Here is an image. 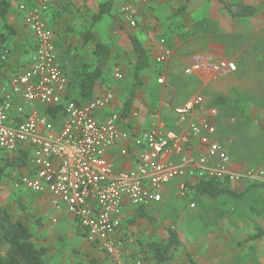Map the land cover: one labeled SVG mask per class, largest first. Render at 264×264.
<instances>
[{"label": "built area", "instance_id": "1", "mask_svg": "<svg viewBox=\"0 0 264 264\" xmlns=\"http://www.w3.org/2000/svg\"><path fill=\"white\" fill-rule=\"evenodd\" d=\"M50 3L41 0L27 13L25 24L36 40V52L24 71L10 75L0 85V151L13 155L29 150L32 157L17 184L20 188L49 194L51 205L57 210L66 208L87 240L115 264H145L142 259L127 261L121 256L125 241L117 235L128 207L159 204L162 188L175 180L185 181L180 186L183 192L186 182L196 185L211 179L230 185L264 183V166L232 169L216 126L190 118L202 107L201 96L175 108L180 130L157 122L137 135L123 130L120 113L112 109L116 96L111 90L84 105L65 102L69 79L59 64L56 37L46 21ZM21 9L27 10L24 5ZM131 24L135 26V22ZM8 55L0 53L2 61L8 62ZM169 56L170 51L164 49L157 62L162 64ZM237 70L234 61H212L198 54L191 58L185 74L207 72L227 77ZM114 77L123 78L118 67ZM61 105L64 115L55 125L47 109ZM192 140L199 144L197 154ZM126 141L139 151L137 165L116 172L108 153ZM129 152L123 149L120 154Z\"/></svg>", "mask_w": 264, "mask_h": 264}, {"label": "crops", "instance_id": "2", "mask_svg": "<svg viewBox=\"0 0 264 264\" xmlns=\"http://www.w3.org/2000/svg\"><path fill=\"white\" fill-rule=\"evenodd\" d=\"M9 1L12 4L10 22L14 25L15 29L19 30L23 25V22L20 21L18 23L17 20V12H21L19 10L20 5H24L27 9H30L41 0ZM80 1L87 5L96 2V8H92L95 15L98 5L107 0ZM58 2L61 4L60 8L58 7ZM65 3L66 0H57L55 2L52 0V4H55L54 12L62 15L65 8H72L71 5H69L70 7L68 6L70 3H67L65 8H63V4ZM71 3L72 5L73 3L76 4L74 1H71ZM121 4L127 5L126 8H129V11H124V8L121 10ZM181 7H185V9L176 17V13ZM79 8L77 9L80 11ZM94 15L86 16L85 18H89L86 20V23L91 22ZM255 19L234 20L223 11L222 4L214 0H115V8L111 15L105 16L94 29V35L98 43H108L104 41L105 36L102 32L110 34V36L114 34L113 39L118 37L116 41L118 39H125L127 41L125 46L118 49L117 53H115L117 58L112 59L110 68L114 72L115 68H119L120 66L122 74L125 69V73H133L136 57L129 34L137 37L146 51H148L151 60L150 68L142 74L144 85L138 92L133 109L127 119L122 118L123 130L137 135L150 129L157 122L163 124L168 129L180 130L182 125L178 122L175 108L184 105L196 96H201L204 100L202 107L193 113L190 118L198 121L208 120L216 126L217 137L223 142L231 157L232 169L242 170L245 167H253L237 163L236 158L230 153L229 143L227 138H224V131H227V133L231 131L236 125V120L229 118L231 113H227L224 110L223 107L228 105L230 100L224 101L223 98H232L231 89L237 84L240 85L245 77L244 74L250 70L251 65H247L246 59L252 57L253 48L247 44L250 30L243 27V24L252 23ZM107 20H113L111 23L113 25L109 26L106 23L107 25L103 27V23ZM132 22H135V26L131 24ZM64 25L62 23L60 25L61 28ZM77 27L79 28L76 25ZM238 27L241 28L238 29ZM195 31L197 36H185V34L195 33ZM80 46H85L83 40ZM94 46L95 44L88 47L94 49ZM164 49L170 51V56L164 63L160 64L157 62V59ZM57 54L60 66L65 69L66 74L69 76L68 68H65V65H63L64 63H62L58 48ZM198 54L204 55L212 61L231 60L236 63L238 60L239 63L237 62L236 64L239 69L227 77H219L207 72L186 75L185 69L189 66L191 58ZM15 66L16 63L8 60L7 64L0 67V85L7 81L13 70L19 71L18 67L16 69ZM114 80L122 81L124 80V76L121 80H117L114 77ZM160 80H163L164 83H160ZM129 81L130 89L132 76ZM106 91H108L107 88L103 92L96 91V96L99 97ZM111 91L116 96L112 109L120 113L123 107L122 95L125 93H121L119 90L117 92ZM239 98H241V94H239ZM237 102L235 101V103ZM253 111L256 115L257 112ZM134 113H138V116H134ZM254 123L258 125L257 122ZM191 147L195 154L200 151L196 140L191 141ZM123 149L130 150L129 154L121 155L120 152ZM138 152L132 142L126 141L112 149L108 153V159L114 164L116 172L131 170L137 165ZM244 161L247 160L245 159ZM24 172L26 173V170ZM184 182L175 180L165 185L162 188L163 199L165 195H173L177 192V189L179 190L181 184ZM188 183L186 182L187 189L190 188ZM236 185L238 184L231 185V187H236ZM244 186L246 187V185ZM28 193L39 198L38 205L40 211L38 217L41 220L39 221L38 229H35L37 233L33 230L32 232L35 243L48 249V254L45 257L48 264H115L113 258L100 252L87 240L77 220L66 208L57 210L51 205L49 194ZM152 206L144 207L146 212ZM6 208L13 214L9 207L6 206ZM139 211V208H127V219L117 235L118 239L125 241L121 256L122 259L127 261H136L142 259V257L144 259L146 257L143 254L142 247L139 246L138 241L136 242V235H133L129 224L131 217L139 214ZM48 215H51L50 223L46 220ZM16 218H19L23 222L20 216ZM138 219L141 218L138 217ZM23 223L27 224L26 222ZM145 262L146 264H149V262L150 264H158L156 260H149L148 257H146Z\"/></svg>", "mask_w": 264, "mask_h": 264}, {"label": "rangeland", "instance_id": "3", "mask_svg": "<svg viewBox=\"0 0 264 264\" xmlns=\"http://www.w3.org/2000/svg\"><path fill=\"white\" fill-rule=\"evenodd\" d=\"M71 1L76 4L73 3L72 5ZM224 1L250 4L258 9V16L255 21L243 24V27L250 30L247 44L253 48L252 57L246 59L247 65H251L250 70L244 74L245 77L241 84H237L231 89L232 98H223L224 101L230 100V103L223 107L224 110L231 113L229 118L236 120V125L231 131L228 133L224 131V138H227L230 153L236 158L237 163L263 167L264 0ZM67 3H70L68 6L71 5L72 8H65ZM60 5L58 2L59 8ZM96 5V2L87 5L80 0H66V3L63 4L65 9L62 15H55L54 17L53 11L50 10L48 23L50 28L53 27L52 31L54 30L57 39V48L62 63H64L65 68H68L69 77L73 80L81 66L94 67L96 62L94 49L88 46H80L83 40L81 33L84 26L88 24L86 20L89 19L85 17L94 15ZM78 7H80V11L77 9ZM126 7L127 5H120L121 10ZM17 13L18 23L23 22L22 27L18 30L20 32L18 36L7 35L0 22V33L4 34L3 41L0 40V42L9 46L11 51L10 60L16 63L15 67L16 69L18 67L19 70H13L12 74L24 71L34 53V37L24 26L25 14ZM78 14L80 15L78 16ZM76 15L78 18H76ZM112 22L113 20H107L103 23V27L107 24L109 26L113 25ZM62 23L65 24L63 28L60 26ZM76 25L79 28H76ZM60 28L68 29L61 30ZM240 28L238 27V29ZM102 34L105 36L104 41L108 42L107 44L114 55L127 42L125 39L116 41L118 37L113 39L114 34H111L112 37L104 32ZM185 36H197L196 31L195 33L185 34ZM98 37L100 38L99 35ZM119 69L122 72L120 66ZM103 71L104 75L102 81L98 83L97 91L103 92L106 88L116 92L119 90L121 93H125L122 95L124 103L132 74L125 73V69L123 71L124 80L115 81L114 72L110 66L105 67ZM4 76L6 75L4 74ZM239 94H241V98H239ZM235 101L238 102L235 103ZM253 110L257 112L256 115ZM53 122L55 125L60 123L58 120H53ZM254 122H257L258 125ZM5 158H7V155L0 152V163H3ZM245 159L247 161H244ZM232 189H235L238 194H242L246 187L238 184ZM38 201V196L20 189L17 182L10 178L5 179L0 193V203L5 207H9L16 217L20 216L23 222H26L33 231L38 229L41 220L38 217L40 211ZM148 209L147 213L153 218L154 222L138 219V214H135L131 217L129 224L133 235H136V242L138 241L143 254L149 260H151L150 245L167 242L168 234L166 230L171 228L178 231L181 239V246L174 252V259L170 262L171 264H187L188 255L193 256L199 264H264V237L251 239L256 234V225L264 228V188L253 189L241 199L225 196L215 201L198 196L191 188L185 189L184 192L177 189V192L173 195H165L161 204H155ZM132 219L134 220L132 221ZM46 220L50 223L51 215H48ZM35 233L37 232L35 231ZM145 259L142 257L146 264Z\"/></svg>", "mask_w": 264, "mask_h": 264}, {"label": "trees", "instance_id": "4", "mask_svg": "<svg viewBox=\"0 0 264 264\" xmlns=\"http://www.w3.org/2000/svg\"><path fill=\"white\" fill-rule=\"evenodd\" d=\"M214 1L221 3L223 11L234 20L240 21L256 18L258 16V9L254 5L231 3L224 0ZM21 6L22 5H20L19 10L21 11L22 15L25 14V19L30 9L35 7L33 6L30 9L22 10ZM53 6L54 5L52 4L51 0L49 12L46 16V21L49 28L50 26L48 23V17L50 10L53 11L54 17L55 15H59V13L54 12ZM114 8L115 0H107L99 4L93 20L84 26L81 37L85 46L95 44L93 53L95 55L96 62L94 67L88 65L81 66L80 70L76 72L74 80L70 78L68 74H66L69 79V87L68 93L65 97V102L70 101L76 103L77 105H84L87 102L97 98V86L98 83L102 81L104 75L103 69L107 66H110L112 59L117 58V55H114L108 44L98 43L96 41L94 29L105 16L111 15ZM11 9L12 4L9 0H0V22L2 23V28L4 32L7 33V35L18 36L19 31L15 29L14 25L10 22ZM184 9L185 7H181L177 11L176 17L182 13ZM24 26L29 31L27 25L24 24ZM3 36L4 34L0 33V40L2 41L4 38ZM129 38L135 53L136 64L132 73V84L120 112V115L123 119H127L129 117L134 107L138 92L144 85L142 74L151 66V60L148 51H146L135 35L129 34ZM36 49L37 45L34 38L33 55L35 54ZM2 52H7L9 54L8 59L10 60L11 51L9 46L3 45L0 42V53ZM7 63L8 62L2 61L0 56V67H3ZM61 68L65 72V69L62 66ZM47 113L51 117V120H57L58 117L64 115V107L63 105L57 108L49 107L47 109ZM0 152L7 155V158L4 159V162L0 163L1 193L3 183L7 177L18 184L21 177L25 174L24 171H27L32 157L29 150H20L13 155L4 151ZM242 184L246 185V189L244 192H242V194H238L235 189H232L228 181L211 179L203 180L196 185H191L188 183L191 190H194L198 196L206 197L214 201L222 199L225 196L241 199L246 193L253 189L264 188V183L259 182H244ZM139 209V218L154 222L153 218L147 214L144 207H140ZM166 231L168 234L167 242L150 245V258L151 260H156L158 264H169L174 259V252L181 246V239L179 237L178 231L171 228L167 229ZM263 237L264 228L256 225V234L252 236L251 239H261ZM47 254L48 249L46 247L39 246L35 243L34 234L30 226L17 219L8 208L0 204V264H48L45 260ZM187 264L199 263L193 258V256L188 255Z\"/></svg>", "mask_w": 264, "mask_h": 264}]
</instances>
